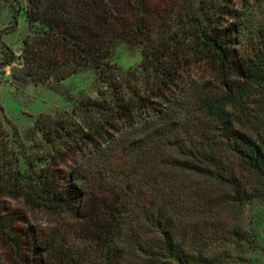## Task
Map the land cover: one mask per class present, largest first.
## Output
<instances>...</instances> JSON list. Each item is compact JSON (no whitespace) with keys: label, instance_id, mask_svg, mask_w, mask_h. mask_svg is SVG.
I'll use <instances>...</instances> for the list:
<instances>
[{"label":"trees","instance_id":"trees-1","mask_svg":"<svg viewBox=\"0 0 264 264\" xmlns=\"http://www.w3.org/2000/svg\"><path fill=\"white\" fill-rule=\"evenodd\" d=\"M27 15L26 75L94 68L104 86L36 118L42 167H22L20 131L0 123V264H251L264 0H28ZM116 38L141 48L130 81ZM3 45L0 69L17 59Z\"/></svg>","mask_w":264,"mask_h":264},{"label":"rangeland","instance_id":"rangeland-1","mask_svg":"<svg viewBox=\"0 0 264 264\" xmlns=\"http://www.w3.org/2000/svg\"><path fill=\"white\" fill-rule=\"evenodd\" d=\"M28 0H3L0 11V62L4 59L6 44L17 56L14 63L0 69V123L8 131L16 125L24 146L20 149L22 167L32 160L42 167L48 158L51 146L34 122L40 114L59 117L70 114L72 108L83 98L95 97L104 83L94 68H85L64 79L52 77L36 82L22 69L24 39L30 33L27 15ZM16 14L17 22L13 21ZM111 61L119 67L120 76L130 81L132 71L142 60L139 45L122 38L113 41ZM247 213L255 229L260 249L251 254V264H264V202L248 206Z\"/></svg>","mask_w":264,"mask_h":264}]
</instances>
